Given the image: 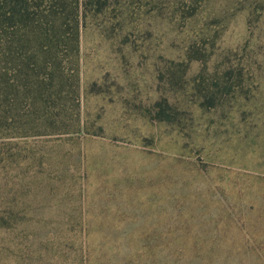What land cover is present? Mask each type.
<instances>
[{
    "label": "rangeland",
    "instance_id": "obj_1",
    "mask_svg": "<svg viewBox=\"0 0 264 264\" xmlns=\"http://www.w3.org/2000/svg\"><path fill=\"white\" fill-rule=\"evenodd\" d=\"M96 1L0 162V264H264V0Z\"/></svg>",
    "mask_w": 264,
    "mask_h": 264
},
{
    "label": "trees",
    "instance_id": "obj_2",
    "mask_svg": "<svg viewBox=\"0 0 264 264\" xmlns=\"http://www.w3.org/2000/svg\"><path fill=\"white\" fill-rule=\"evenodd\" d=\"M86 1L0 0V162L27 160L30 138L51 135L58 127V81L63 82L58 59L61 44L70 37L65 28L72 27L70 34L78 43L82 22L89 14L98 15L103 6ZM194 1L170 5L188 20L198 10Z\"/></svg>",
    "mask_w": 264,
    "mask_h": 264
}]
</instances>
